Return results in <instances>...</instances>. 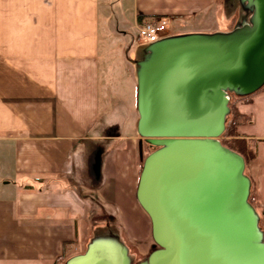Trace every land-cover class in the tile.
Listing matches in <instances>:
<instances>
[{
    "label": "crops",
    "instance_id": "0c3cea01",
    "mask_svg": "<svg viewBox=\"0 0 264 264\" xmlns=\"http://www.w3.org/2000/svg\"><path fill=\"white\" fill-rule=\"evenodd\" d=\"M220 2L0 0V264H64L86 238L151 237L125 133L137 134V26L162 15L171 35L213 32ZM112 73L134 83L132 120ZM232 126L254 153L244 170L264 234V83L236 103Z\"/></svg>",
    "mask_w": 264,
    "mask_h": 264
},
{
    "label": "water",
    "instance_id": "95a60500",
    "mask_svg": "<svg viewBox=\"0 0 264 264\" xmlns=\"http://www.w3.org/2000/svg\"><path fill=\"white\" fill-rule=\"evenodd\" d=\"M227 31L168 35L136 60V132L157 147L141 163L135 198L157 245L136 264H264L247 200L244 159L221 144L228 90L264 83V0ZM64 264H129L112 236L92 238Z\"/></svg>",
    "mask_w": 264,
    "mask_h": 264
},
{
    "label": "rangeland",
    "instance_id": "374dc122",
    "mask_svg": "<svg viewBox=\"0 0 264 264\" xmlns=\"http://www.w3.org/2000/svg\"><path fill=\"white\" fill-rule=\"evenodd\" d=\"M219 1H221V2H220V5L218 7L219 8L218 15L221 19H223V21H221V19L219 21L220 22L225 21V23H223V24L221 23L219 25V28L216 31L230 30L236 26L241 25L243 22H246L249 19L250 15H251V6L246 0H219ZM168 32H171V30L169 28H168ZM169 35H171V34L169 33ZM141 49L143 50L142 46H141ZM139 54L136 56V58H138L140 56ZM116 74L112 73V83H113L112 85L115 87V89L118 88V90H117L118 95H120L122 98L124 97V111H125V108L127 109L128 112L130 111L129 112V116H130L129 119L132 120L134 118V112H132V107L134 105V83L133 84L131 82L128 83L125 79V75L123 77L120 74H117V75ZM135 95H136V93H135ZM227 95H228V101H227V112H226L225 118H224V128H223L222 132L217 136V139L221 144L230 148L231 147V143H230L231 138L229 135H227L226 131L232 126V122L234 121L235 114H236V103H238L239 101L242 100L244 94L239 93V92L234 91V90H228ZM115 107L116 106L112 107L113 108L112 111L113 110L115 111L114 112L116 114L115 117H117V116H119L120 112L117 113L118 109H116ZM119 111H121V110H119ZM104 117H107V115L101 114L99 116V121L104 119ZM125 117H128V115L127 116L124 115V118ZM107 129L109 131H116L117 126L116 125L111 126V128H107ZM106 132H107V130H106ZM125 133L135 136V138H134L135 147H136V152H137L138 157H139V159H138V173H139L141 163H142L144 156L148 152H150L151 150L156 148L157 146L155 144L149 142V140L146 139L145 137H142V136L136 134L134 131H132V129L130 127L128 128V130H126ZM100 145H101V148H105L108 144L101 142ZM243 173L246 175L244 167H243ZM247 200L249 202L251 200V193H249V189H248ZM107 212L109 213V211H107ZM99 228H101V227H99ZM258 228L261 231V240L264 241V234H263V232L259 226H258ZM89 239H92V238H86L87 242L80 243L78 248L74 250V252H75L74 254L82 252L85 249L87 243L90 241ZM124 246L126 247V252H127L129 264H136L140 261L145 260L148 253L157 247V245L155 244V242L152 240L151 237L144 243H127V242H124ZM65 260H64V263H65Z\"/></svg>",
    "mask_w": 264,
    "mask_h": 264
},
{
    "label": "built area",
    "instance_id": "2783aa9c",
    "mask_svg": "<svg viewBox=\"0 0 264 264\" xmlns=\"http://www.w3.org/2000/svg\"><path fill=\"white\" fill-rule=\"evenodd\" d=\"M169 23L165 16H155L150 19L142 21L137 26V39L138 43L141 44L144 52V47L156 41L162 37L168 36Z\"/></svg>",
    "mask_w": 264,
    "mask_h": 264
},
{
    "label": "trees",
    "instance_id": "16d2710c",
    "mask_svg": "<svg viewBox=\"0 0 264 264\" xmlns=\"http://www.w3.org/2000/svg\"><path fill=\"white\" fill-rule=\"evenodd\" d=\"M249 13V12H248ZM227 135L230 136V143H231V149L235 150L236 152H238L244 159V162L246 160H249L250 158H252L254 156V153L251 149V147L248 144V141L241 136H238L233 128V126H231L227 131H226ZM264 213V211H263Z\"/></svg>",
    "mask_w": 264,
    "mask_h": 264
}]
</instances>
